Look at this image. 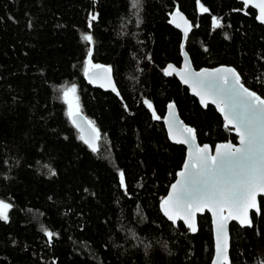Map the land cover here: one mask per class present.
I'll return each mask as SVG.
<instances>
[{
    "label": "trees",
    "instance_id": "1",
    "mask_svg": "<svg viewBox=\"0 0 264 264\" xmlns=\"http://www.w3.org/2000/svg\"><path fill=\"white\" fill-rule=\"evenodd\" d=\"M176 9L191 21L185 42ZM89 47L94 64L112 67L119 96L85 76ZM184 49L196 68L234 66L264 96V23L238 0H141L138 12L131 0H0V200L12 205L0 219V264H211L210 213L193 233L160 210L186 156L165 131L169 104L199 143L237 140L215 106L165 75ZM72 84L100 129L98 152L68 118L62 91ZM252 219L231 224L232 264H264V214Z\"/></svg>",
    "mask_w": 264,
    "mask_h": 264
},
{
    "label": "snow or ice",
    "instance_id": "2",
    "mask_svg": "<svg viewBox=\"0 0 264 264\" xmlns=\"http://www.w3.org/2000/svg\"><path fill=\"white\" fill-rule=\"evenodd\" d=\"M244 5L254 6L258 11V19L264 23V0H242ZM141 7V0H131V8L136 12ZM203 12L209 9L201 5ZM180 16L179 11L174 14ZM98 19L91 15L88 27ZM183 19V17H181ZM215 28L224 27L222 18L213 17ZM184 37L187 39L192 25L184 20ZM180 25H177L179 27ZM90 45L95 43L94 36L86 33L82 36ZM93 49H88V60L84 74L91 83L101 81L100 87H110L120 95L112 79V67L94 64ZM187 56V53H185ZM165 75L179 74L185 84H191L193 92L200 102L207 107L215 105L223 114L224 127L235 131L239 144L231 142L216 146L213 154L209 145L196 143V129L184 125L175 112V104H169L168 129L173 140L189 146L188 159L179 173V179L171 185V192L162 201L161 208L169 221H183L192 232L197 231L195 216L205 209L211 211L215 219L216 232V264H230L228 258L229 235L227 223L238 221L241 226L253 227L254 221L250 211L262 213L258 196L264 194V96L246 86L242 74L234 67H221L213 70L204 69L193 72L185 63L183 69H176L169 64L164 69ZM62 97L68 105L67 115L72 125L79 130L80 140L93 152H98V141L101 139L100 129L95 122L82 113L77 86L72 84L62 91ZM144 103L153 110V104ZM126 107V105H125ZM88 129L85 135V129ZM179 137V139L177 138ZM49 175H56L54 168H48ZM119 181L126 190L125 173L120 171ZM11 204L0 200V219L8 220L7 209ZM227 213V214H225ZM49 242L57 235L45 229ZM135 238V233H132ZM147 245L145 249L147 250Z\"/></svg>",
    "mask_w": 264,
    "mask_h": 264
},
{
    "label": "water",
    "instance_id": "3",
    "mask_svg": "<svg viewBox=\"0 0 264 264\" xmlns=\"http://www.w3.org/2000/svg\"><path fill=\"white\" fill-rule=\"evenodd\" d=\"M238 1H240V2H242V0H238ZM245 7L246 8H248V7H252V8H254V10L255 11H257V17H258V9L257 8H255L254 6H248V5H245ZM177 10L179 11V13H180V16H175V22H173V19H174V14L177 12ZM172 15H171V22L173 23V27H177V25H180L179 27H177L182 33H183V40H184V42H185V37H184V28H185V25H184V20H187L190 24H191V21L188 19V17L186 16V14H183V12L181 11V10H179V9H176L173 13H171ZM181 17H183V19H181ZM189 33H190V31L188 32V35H189ZM188 38V37H187ZM183 60H182V63L180 64V65H178V66H175V64H172V63H170L171 65H173L176 69H178V70H180V69H183L184 67H185V63L187 62V64L190 66V68L192 69V71L193 72H200V71H202V70H204V69H208V70H213V69H216V68H221V67H234V66H232V65H219V66H214V67H201V68H196L195 66H193V61H192V59H191V56L189 55V53H187V50L186 49H184L183 50ZM185 53H187V56H185ZM169 65V64H168ZM168 65H166L165 67H167ZM103 66H108V65H103ZM235 68V67H234ZM238 71V70H237ZM173 75H175L176 76V79H178L184 86H186V87H188V89H189V92L192 94V95H194L198 100H199V102H200V98L193 92V90H192V87H191V84H185L181 79H180V76H179V74H173ZM88 78V77H87ZM112 79H113V81L115 82V77H114V74H113V71H112ZM89 80V79H88ZM90 82V81H89ZM91 83V82H90ZM100 83H101V81H97L96 83H92L94 86H96V87H99V88H101V89H103V90H107V91H111V92H113L112 90H111V88L110 87H100ZM115 84H116V82H115ZM116 87H117V90L119 91V89H118V86H117V84H116ZM115 93V92H114ZM116 94V93H115ZM199 104H201V106L203 107V108H206L201 102L199 103ZM209 104H211V103H209ZM208 104V105H209ZM211 105H213V104H211ZM213 106H215V105H213ZM216 107V106H215ZM217 108V107H216ZM175 112H176V114H177V117H178V119L180 120V121H182L183 122V124L184 125H187L186 123H185V121L180 117V113H179V110H178V108L175 106ZM217 110H218V108H217ZM218 112H219V110H218ZM168 113H169V107H168V110H167V112H166V116H165V118H163L164 119V123H165V128H166V132H167V134H168V137H169V139L174 143V144H180V143H177L176 142V140H173L172 139V137H171V135H170V133H169V129H168ZM220 113V112H219ZM221 115L220 116H222L223 117V114L222 113H220ZM84 115V114H83ZM85 116V115H84ZM86 117V116H85ZM225 122V121H224ZM187 126H189V125H187ZM191 127V126H190ZM233 131V130H232ZM87 133H88V129H87V127H86V129H85V135H87ZM233 133L237 136V134L235 133V131H233ZM178 139H179V137H177ZM229 142H231L232 144H235V145H238L239 144V139H238V136H237V140L235 141V142H232V141H230V140H228V141H220V142H218V143H216L214 146H212L211 144H209V143H204V144H201V143H199V139H198V137L196 136V143L197 144H199L200 146H203V145H205V144H207V145H209L210 146V148L212 149V151H213V154H214V152H215V148H216V146L217 145H219V144H222V143H229ZM98 143V142H97ZM181 145H184L185 147H186V156H184L185 157V160H184V162H183V164H182V166H181V168L180 169H178V171H177V174H176V178H175V180L173 181V182H171L170 183V186H169V189H168V193L165 195V196H163L164 198L162 199V201L169 195V193L171 192V185L172 184H174L175 182H176V180L177 179H179V173H180V171L183 169V167H184V164L186 163V161H187V159H188V151H189V146L188 145H185V144H181ZM98 146H99V144H98ZM260 197H264V194H260L259 196H258V201L260 202ZM162 201H161V203H162ZM260 204H261V202H260ZM160 207H161V204H160ZM160 210H162V208L160 209ZM162 212H163V210H162ZM206 212H209L210 213V215H211V221H212V229H213V232H212V234H213V237H214V245H213V247H214V254H213V258H211V260H212V262H211V264H216V258H217V251H216V232H215V217L212 215V213H211V211H209V210H207V209H205L203 212H200V213H197L196 214V216H195V224H196V226H197V231L196 232H198V230H199V224H198V218H199V215H202V214H205ZM253 212L255 213V211L254 210H251L250 211V215H251V217L253 218ZM164 214V213H163ZM225 214H227V213H225ZM258 215V214H257ZM260 216V215H259ZM172 222V221H171ZM181 222H183V221H181ZM232 222H236V223H238L239 224V222L238 221H235V220H229L228 221V223H227V230H228V235H229V248H228V258H229V262H230V264H232V260L230 259L231 258V224H232ZM173 223H175V224H177L178 223V221L177 222H173ZM184 223V222H183ZM185 224V223H184ZM186 225V224H185ZM240 225V224H239ZM187 226V225H186ZM241 226V225H240ZM243 227H245V226H243ZM196 232H193V233H196Z\"/></svg>",
    "mask_w": 264,
    "mask_h": 264
},
{
    "label": "rangeland",
    "instance_id": "4",
    "mask_svg": "<svg viewBox=\"0 0 264 264\" xmlns=\"http://www.w3.org/2000/svg\"><path fill=\"white\" fill-rule=\"evenodd\" d=\"M68 109V108H67ZM5 203H8V201H5V200H3ZM10 204V203H9ZM9 210L10 209H7L6 211H7V214L9 215Z\"/></svg>",
    "mask_w": 264,
    "mask_h": 264
},
{
    "label": "bare ground",
    "instance_id": "5",
    "mask_svg": "<svg viewBox=\"0 0 264 264\" xmlns=\"http://www.w3.org/2000/svg\"><path fill=\"white\" fill-rule=\"evenodd\" d=\"M221 65H226V64H221ZM219 66V65H218Z\"/></svg>",
    "mask_w": 264,
    "mask_h": 264
}]
</instances>
